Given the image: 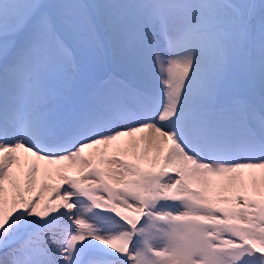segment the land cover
Here are the masks:
<instances>
[{
    "label": "snow or ice",
    "instance_id": "obj_1",
    "mask_svg": "<svg viewBox=\"0 0 264 264\" xmlns=\"http://www.w3.org/2000/svg\"><path fill=\"white\" fill-rule=\"evenodd\" d=\"M0 264H264V0H0Z\"/></svg>",
    "mask_w": 264,
    "mask_h": 264
}]
</instances>
